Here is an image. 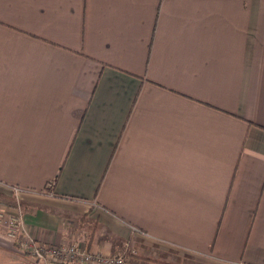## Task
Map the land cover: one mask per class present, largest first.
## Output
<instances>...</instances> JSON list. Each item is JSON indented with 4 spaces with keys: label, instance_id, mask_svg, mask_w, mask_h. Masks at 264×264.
Listing matches in <instances>:
<instances>
[{
    "label": "crops",
    "instance_id": "obj_1",
    "mask_svg": "<svg viewBox=\"0 0 264 264\" xmlns=\"http://www.w3.org/2000/svg\"><path fill=\"white\" fill-rule=\"evenodd\" d=\"M50 183L39 242L264 264V0H0V191Z\"/></svg>",
    "mask_w": 264,
    "mask_h": 264
},
{
    "label": "built area",
    "instance_id": "obj_2",
    "mask_svg": "<svg viewBox=\"0 0 264 264\" xmlns=\"http://www.w3.org/2000/svg\"><path fill=\"white\" fill-rule=\"evenodd\" d=\"M53 185L54 183L48 185L46 188L48 191L11 186L12 197L15 201L0 206V234L18 242L23 253L30 254L39 264H126V256L123 254L105 255L78 247L76 244H45L29 234L21 201L25 195L29 194L52 196Z\"/></svg>",
    "mask_w": 264,
    "mask_h": 264
},
{
    "label": "rangeland",
    "instance_id": "obj_3",
    "mask_svg": "<svg viewBox=\"0 0 264 264\" xmlns=\"http://www.w3.org/2000/svg\"><path fill=\"white\" fill-rule=\"evenodd\" d=\"M47 191V190H46ZM7 191H5L4 192V190H3V192L2 191H0V201H2V202H11V201H15L14 199H13V197H12V195L10 196L8 193H6ZM2 193H4V195L5 196H3L2 195ZM26 199H28V198H26ZM26 199H25V197H24V199L21 201V205H22V209H23V211H24V207H25V201H26ZM1 208V207H0ZM27 255H29V254H27ZM4 256H2L1 258H3ZM4 258H6V257H4Z\"/></svg>",
    "mask_w": 264,
    "mask_h": 264
}]
</instances>
